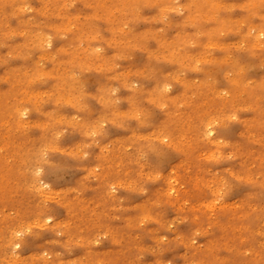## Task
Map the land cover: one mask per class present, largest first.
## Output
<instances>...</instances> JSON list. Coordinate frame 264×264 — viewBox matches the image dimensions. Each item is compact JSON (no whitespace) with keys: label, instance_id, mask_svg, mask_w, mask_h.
<instances>
[{"label":"rangeland","instance_id":"obj_1","mask_svg":"<svg viewBox=\"0 0 264 264\" xmlns=\"http://www.w3.org/2000/svg\"><path fill=\"white\" fill-rule=\"evenodd\" d=\"M189 1L0 0V264H264V0Z\"/></svg>","mask_w":264,"mask_h":264},{"label":"bare ground","instance_id":"obj_2","mask_svg":"<svg viewBox=\"0 0 264 264\" xmlns=\"http://www.w3.org/2000/svg\"><path fill=\"white\" fill-rule=\"evenodd\" d=\"M119 1L121 2V1H123V0H115V2L116 3H118L119 4ZM161 1H163V0H161ZM36 3V2H35ZM155 3V2H154ZM156 3H158L157 2V0H156ZM247 4H249V5H251V6H254L255 5V0H249V2L247 3ZM110 6H112V5H110ZM221 6V3L219 2V0H190L189 1V4H187V6H186V8L185 9H190V14H189V18L192 20V21H194L195 23H199V21H201V20H213V19H215V18H217V20L219 21V23L220 24H222V25H224L225 24V22L224 21H222L221 19H218V16H217V14H215L216 12H217V9L219 8ZM115 7V6H114ZM109 9V8H108ZM105 10V9H104ZM43 11V10H42ZM147 11V10H146ZM237 11V10H236ZM245 11V10H244ZM113 12V11H112ZM111 12V13H112ZM106 13V12H105ZM237 13V12H236ZM242 13V12H241ZM239 14V13H238ZM106 15H107V13H106ZM109 16V15H108ZM95 17H98V15H96ZM14 19V18H13ZM187 19V18H186ZM136 20V19H135ZM263 20V19H262ZM10 21V20H9ZM16 22V21H15ZM9 23V22H8ZM160 24V23H159ZM7 25V24H6ZM97 26V25H96ZM195 27H196V25H195ZM45 28V27H44ZM130 29V28H129ZM46 30H49V29H46ZM27 31V30H26ZM213 29H211V28H206V29H204V30H201V29H197L196 31H195V33H196V37H201V36H204V35H206V36H208V35H210L211 37H213ZM23 32H25L24 30H23ZM27 33V32H26ZM110 33V32H109ZM116 33V32H115ZM126 33V32H125ZM4 34V33H3ZM107 34V33H106ZM232 34V33H231ZM101 36H103V35H101ZM101 38V37H100ZM99 38V39H100ZM104 38V37H103ZM15 39V38H14ZM38 39L39 40H41L42 39V36H39L38 37ZM95 39H97V38H95ZM113 39H114V37H113ZM181 39H183V40H189V34L188 33H183V36L181 37ZM231 39V38H230ZM60 40H62V39H60ZM97 41V40H96ZM30 42H32V41H30ZM100 42V41H99ZM123 43V42H122ZM52 44H53V42H52ZM94 44H96V43H94ZM112 44H113V42H112ZM151 44V43H150ZM157 44V43H156ZM99 45V44H98ZM106 45V44H105ZM115 45H117V44H115ZM152 45V44H151ZM154 46V45H153ZM8 47V46H7ZM86 47H88V46H86ZM104 47V46H103ZM112 47V46H111ZM193 48V47H192ZM4 49V48H3ZM101 49H103V48H101ZM16 50V49H15ZM40 50V49H39ZM95 52V51H94ZM145 52V51H144ZM113 53H114V51H113ZM146 53V52H145ZM144 53V54H145ZM18 54V53H17ZM21 54V53H20ZM34 54H36V52L34 53ZM77 54L82 58V60H80V63L81 64H85V65H90L91 63H92V60L91 59H89V57H91L90 55H91V52L89 51V50H81V51H78L77 52ZM239 55H240V53H239ZM245 55H246V53H245ZM37 56V55H36ZM143 57V56H142ZM243 57V56H242ZM18 58V57H17ZM139 58V57H138ZM248 58V57H247ZM188 59H190V58H187V57H185L184 56V58H183V60H185V61H187ZM27 60V59H26ZM99 60H101V59H99ZM253 60V59H252ZM127 61V60H126ZM129 61V60H128ZM137 61V60H136ZM143 61V60H142ZM141 61V62H142ZM50 62V61H49ZM13 63V62H12ZM31 63V62H30ZM16 64V63H15ZM27 64V63H26ZM127 64V63H126ZM164 66V65H163ZM181 66V65H180ZM183 66V65H182ZM2 67V66H1ZM184 67V66H183ZM181 68V67H180ZM222 68V67H221ZM166 69V68H165ZM262 69V68H261ZM3 70V69H2ZM219 70H220V68H219ZM256 70V69H255ZM259 70V69H258ZM260 71V70H259ZM252 72V71H251ZM255 72V71H254ZM197 73H199V72H197ZM34 74V73H33ZM200 74V73H199ZM221 74V73H220ZM35 75H37V76H40V77H45V76H48V75H50V72L48 71V70H46V69H42V68H37V71H36V74ZM99 76V75H98ZM103 78H105V77H103ZM5 79V78H4ZM56 79H57V84H60L61 83V90L62 89H64V88H62V87H65V89H66V87L68 86V88L67 89H69L68 91H70L71 90V88L74 86V81L73 80H70V79H68V78H66V76H65V78L63 77V76H56ZM146 79V78H145ZM71 82H70V81ZM103 80V79H102ZM148 80V79H147ZM174 80H176V79H174ZM223 80V79H222ZM64 81V82H63ZM143 81H145V80H143ZM213 81V80H212ZM187 82V81H186ZM3 83V82H2ZM7 83V82H6ZM68 83H70V84H68ZM95 83V82H94ZM188 83V82H187ZM186 83V84H187ZM226 83H227V81H226ZM8 84V83H7ZM47 84V83H46ZM88 84V83H87ZM98 84V83H97ZM96 84V85H97ZM215 84V83H214ZM7 86V85H6ZM149 86V85H148ZM180 86V85H179ZM222 86V85H221ZM70 87V88H69ZM178 87V86H177ZM59 88V87H58ZM97 88V87H96ZM126 89V88H125ZM22 91V90H21ZM20 91V92H21ZM128 91V90H127ZM26 92V91H25ZM33 92V91H32ZM160 92V91H159ZM227 92V91H226ZM225 93V92H224ZM21 94V93H20ZM58 94H59V96H62V94L61 93H59L58 92ZM230 94V93H229ZM27 95V94H26ZM54 95V94H53ZM193 95V94H192ZM195 95V94H194ZM21 96V95H20ZM25 96V95H24ZM220 97V96H219ZM229 98V97H228ZM23 99V98H22ZM20 100V99H19ZM65 100V99H64ZM68 100H70V99H67L66 98V102H70V101H68ZM79 100V99H78ZM92 100V99H91ZM90 101V100H89ZM183 102H185V101H183ZM91 103V102H90ZM96 103V102H95ZM102 104V103H101ZM100 104V105H101ZM104 105V104H103ZM212 105V104H211ZM50 106V105H49ZM99 107V106H98ZM22 109V108H21ZM71 111V110H70ZM194 111V113L196 112L195 110H193ZM193 111H190L191 113V115L193 114ZM250 112V111H249ZM35 113V112H34ZM116 113V112H115ZM37 114V113H36ZM120 114H122V112H120ZM251 115V114H250ZM66 117V116H65ZM99 117V116H98ZM101 117V116H100ZM246 117V116H245ZM253 117V116H252ZM30 118V117H29ZM75 118V117H74ZM19 119V118H18ZM72 119V118H71ZM54 120V119H53ZM53 120H51V121H53ZM66 120V119H65ZM156 120V119H155ZM244 120V119H243ZM6 121V120H5ZM62 121V120H61ZM118 121H120V120H118ZM65 123V122H64ZM216 124V123H215ZM235 124V123H234ZM233 124V125H234ZM53 125H55V123L54 122H48V123H46L44 126H43V128H44V130H49V128H50V126H53ZM214 125V124H213ZM232 125V124H231ZM71 127V126H70ZM144 127V126H143ZM188 127V126H187ZM238 127V126H237ZM240 127V126H239ZM194 128V127H193ZM219 129H221V128H219ZM189 130V129H188ZM225 130V129H224ZM223 131V130H222ZM34 132V131H33ZM204 129H198L197 130V132H194L195 134H196V136H197V139L198 138H201V146L202 147H204L205 145L203 144L204 143V139L206 138H204V136L205 135H207L208 136V133H206V134H204ZM244 132V131H243ZM37 133H38V131H37ZM36 133V134H37ZM127 137V136H126ZM235 137V136H234ZM147 138V137H146ZM63 142V141H62ZM67 142H69V141H67ZM56 143V142H55ZM217 144V143H216ZM238 144V143H237ZM180 146V145H179ZM68 147V146H67ZM66 147V148H67ZM69 148H71V147H69ZM179 148V147H178ZM165 149H167V148H165ZM69 150H71V149H69ZM101 150V149H100ZM205 150H207V149H205ZM75 151V150H74ZM80 151V150H79ZM76 152V151H75ZM78 152V151H77ZM208 152V151H207ZM81 153V152H80ZM79 153V154H80ZM156 155V154H155ZM78 156H80V155H78ZM180 156V155H179ZM155 157V156H154ZM150 159V158H149ZM165 160V159H164ZM71 161V160H70ZM155 161V160H154ZM67 162V161H66ZM81 162V161H80ZM157 162V161H156ZM173 162V161H172ZM73 163H74V161H73ZM101 163V162H100ZM102 164V163H101ZM50 167V166H49ZM170 167V166H169ZM216 168V167H215ZM27 169H29V168H27ZM48 169V168H47ZM62 169V168H61ZM65 169V168H64ZM166 170V169H165ZM32 171V170H31ZM28 172V171H27ZM25 173V172H24ZM31 173V172H30ZM26 174V173H25ZM51 174V173H50ZM92 174H93V172H92ZM214 177V176H213ZM236 180V179H235ZM115 183V182H114ZM240 183V182H239ZM112 186V185H111ZM110 186V187H111ZM248 186V185H247ZM248 187H250V186H248ZM113 188V187H112ZM41 191H43V190H41ZM41 191H40V194H42L41 193ZM185 191V190H184ZM44 193V192H43ZM124 194V193H123ZM217 203V202H216ZM170 207V206H169ZM217 207V206H216ZM46 220H47V218H46ZM142 220V219H141ZM34 222H35V220H34ZM29 223V222H28ZM31 223V222H30ZM29 223V224H30ZM27 227V226H26ZM30 227V226H29ZM208 228V227H207ZM29 229V228H28ZM217 232V231H216ZM219 232V231H218Z\"/></svg>","mask_w":264,"mask_h":264},{"label":"snow or ice","instance_id":"obj_3","mask_svg":"<svg viewBox=\"0 0 264 264\" xmlns=\"http://www.w3.org/2000/svg\"><path fill=\"white\" fill-rule=\"evenodd\" d=\"M158 154H159L161 157H163V155H164V153H163L162 151H160ZM17 235H20V234L17 233ZM15 247H16V248H19L20 245L17 243V244H15Z\"/></svg>","mask_w":264,"mask_h":264}]
</instances>
